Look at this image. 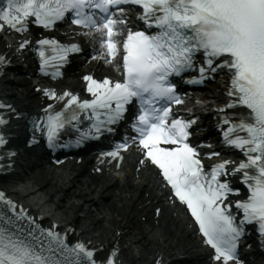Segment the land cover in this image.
<instances>
[{"label":"snow or ice","instance_id":"1","mask_svg":"<svg viewBox=\"0 0 264 264\" xmlns=\"http://www.w3.org/2000/svg\"><path fill=\"white\" fill-rule=\"evenodd\" d=\"M137 11L140 15L134 20L130 13ZM63 19L90 36L99 49L90 51L119 69L120 78L107 75L94 78L86 72L81 79L90 99L80 100L65 90L57 97L63 101V109L52 111L51 105H46L49 114L41 120L49 146H54L58 131L69 120H77L80 113L92 121L90 130L99 135L101 129L113 131L109 125L124 120L131 106L128 121L134 133L131 141L138 144L143 157L155 165L175 198L186 206L203 243L211 249V261L242 264L238 250L250 234L249 226L264 238V0H2L0 3V22L16 31L23 29L29 20L34 25L51 28L54 21ZM35 43L41 72L53 63H64L67 53L79 50L76 43H60L50 37H41ZM116 57H120L119 62ZM197 69L200 76L188 80V84H204L206 80H215L217 74L231 77L226 93L229 100L218 111L222 114L224 143L242 154V160L236 164L229 159L206 168L198 146L189 140L197 121L178 118L173 113L172 105L184 101L172 78H183ZM51 74L58 75V68L53 67ZM44 94L55 95L47 88ZM65 110L70 113L67 118ZM40 122L35 121L37 125ZM127 142L126 137L115 147L123 148ZM3 143L0 137V144ZM116 154L115 148L109 153ZM220 155L211 152L207 158ZM233 177L247 189L244 198L235 205L228 201L232 196H241L242 190L233 186ZM0 202L14 212L15 205L3 193ZM14 215L17 219L23 217V210ZM0 219L12 223L2 212ZM42 231L57 241L56 249L37 247L19 232L0 226V264H116L115 246L98 260L94 255L96 248L79 241L69 247L59 234Z\"/></svg>","mask_w":264,"mask_h":264},{"label":"bare ground","instance_id":"2","mask_svg":"<svg viewBox=\"0 0 264 264\" xmlns=\"http://www.w3.org/2000/svg\"><path fill=\"white\" fill-rule=\"evenodd\" d=\"M0 50L12 57L2 41ZM76 61V58H71V64L63 69L62 75L66 79H58L52 85L77 87L76 71L81 67H77ZM94 65L93 61H88L86 66ZM8 81L14 85L2 90V94L13 108L8 115L9 120L15 123L17 118H13V113L30 111L36 106L39 94L31 88L29 79ZM221 89L222 85L212 87L218 100L224 95ZM135 156L133 153L125 154L121 164L124 173L114 177H109L104 167L92 172L88 156H81L78 161L67 157L55 165L27 168L16 180H0V190L19 202L22 189L10 182L26 181L42 203H47L51 211H57L62 222L59 228L68 227L73 239L80 238L93 246H102L103 254L115 246V257L121 264H214L204 258L203 252L192 251L191 228L185 229L184 220L178 221L168 208L157 201L149 186L145 187L144 175L132 168L133 163L141 165L135 161ZM133 176L139 179L132 182ZM23 207L37 215L27 204ZM153 207H157L156 212L152 211ZM48 219L45 214L42 223ZM179 251L185 254V258L175 256ZM242 261L243 264H264V255L254 252Z\"/></svg>","mask_w":264,"mask_h":264},{"label":"rangeland","instance_id":"3","mask_svg":"<svg viewBox=\"0 0 264 264\" xmlns=\"http://www.w3.org/2000/svg\"><path fill=\"white\" fill-rule=\"evenodd\" d=\"M26 181L16 182L15 187H17L20 191L19 201L23 204H27L28 208L32 211H41L46 214L48 218L56 219L59 223L60 216L57 214V211H51L49 205L47 203H42V199L38 196V194L31 189V186L25 183ZM19 183V184H17ZM22 186V188H21ZM26 187V188H25Z\"/></svg>","mask_w":264,"mask_h":264}]
</instances>
